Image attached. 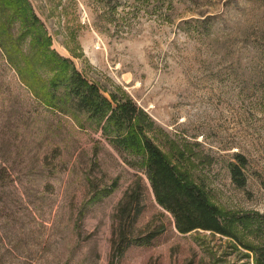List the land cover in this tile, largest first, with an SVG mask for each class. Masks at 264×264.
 I'll return each instance as SVG.
<instances>
[{
    "label": "rangeland",
    "instance_id": "obj_1",
    "mask_svg": "<svg viewBox=\"0 0 264 264\" xmlns=\"http://www.w3.org/2000/svg\"><path fill=\"white\" fill-rule=\"evenodd\" d=\"M29 1L50 51L109 99L138 105L145 135L205 187L233 236L179 232L141 154L116 142L113 121L47 103L51 64L30 78L35 92L0 49V264H255L251 247H264V94L248 87L257 53L248 11L261 14L264 0ZM11 23L16 38L23 28ZM30 39L20 50L31 53ZM150 231V244L119 254L122 234Z\"/></svg>",
    "mask_w": 264,
    "mask_h": 264
},
{
    "label": "trees",
    "instance_id": "obj_2",
    "mask_svg": "<svg viewBox=\"0 0 264 264\" xmlns=\"http://www.w3.org/2000/svg\"><path fill=\"white\" fill-rule=\"evenodd\" d=\"M251 1L263 4V0ZM30 12H33V9L29 0H0V16L5 18L4 23L0 24V49L14 65L20 79L37 92V85L30 78H36V71L45 62L50 63L55 73L49 81L51 88L43 93L42 98L47 103L56 105L64 101L98 120L107 118L113 121L120 135L116 142L129 151L135 150L141 154L143 170L150 181L155 199L172 215L179 232L205 230L233 236V231L223 221L219 206L211 201L205 187L182 175L163 150L145 135L138 105L129 98L118 99L115 96L113 103V99L100 92L96 84L88 82L69 58L50 51V38L45 36L43 24L34 12L33 15ZM15 19L20 21L23 28L16 38L11 32V22ZM248 23L255 25L257 30V39H254L250 47L257 53L248 56V87L261 89L264 94V11L261 14L254 9L248 11ZM40 27L43 30L41 32L38 31ZM27 35L31 37V53L20 50V44ZM123 130H126L124 134ZM236 158L246 162L241 153L236 154ZM232 176L239 186L245 185L246 177L237 164L232 167ZM116 185L114 182L105 195H109ZM139 186L141 187V183ZM127 197H132L136 203L139 202L134 193L127 194ZM138 214L139 211L133 215L132 223ZM157 234L158 231H150L140 237H128L124 233L120 238L126 243L119 247L118 252L122 255L131 245L150 244ZM251 250L255 252V264H264V247H251Z\"/></svg>",
    "mask_w": 264,
    "mask_h": 264
}]
</instances>
